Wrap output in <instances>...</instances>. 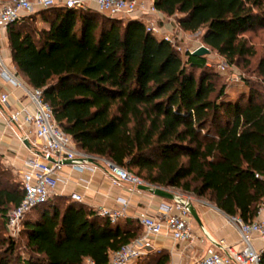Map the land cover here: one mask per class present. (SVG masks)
I'll return each mask as SVG.
<instances>
[{
  "label": "trees",
  "instance_id": "16d2710c",
  "mask_svg": "<svg viewBox=\"0 0 264 264\" xmlns=\"http://www.w3.org/2000/svg\"><path fill=\"white\" fill-rule=\"evenodd\" d=\"M154 5L176 29L203 30L202 44L229 64L249 66L255 57L245 34L264 30V0ZM121 20L65 7L22 16L6 32L17 76L43 90L77 149L150 184L205 197L230 217L256 219L264 198V55L256 79H244L247 90L232 99L206 55L182 58L141 20ZM14 176L0 155V264H105L142 232L137 219L111 223L92 207L54 196L23 218L20 245L3 232L6 212L23 197ZM168 261L161 249L136 264Z\"/></svg>",
  "mask_w": 264,
  "mask_h": 264
},
{
  "label": "built area",
  "instance_id": "2783aa9c",
  "mask_svg": "<svg viewBox=\"0 0 264 264\" xmlns=\"http://www.w3.org/2000/svg\"><path fill=\"white\" fill-rule=\"evenodd\" d=\"M51 7L94 9L108 17L141 20L148 32L162 37L178 50L180 48L176 45L174 36L180 38L186 34L180 33L181 30L176 28L171 33L162 31L159 24L162 13L155 7L154 0H0V43L2 39H6L7 27L10 23L24 15ZM200 46L202 44L189 52L192 53ZM218 68L220 71H225L227 65L221 63ZM0 77L22 89L29 104L32 105V109H29L28 105L23 106L8 112L5 116L8 128L12 129L16 126L20 130V134L16 133L20 141H28L32 144L30 155L24 161L19 175L23 197L16 207L8 211L5 218L7 236L17 237L25 215L34 206L55 196L58 171L64 159H69L72 161L71 167L77 170L87 169L93 172L103 169L114 184H128L129 191H139V185L147 184L151 187L163 188L172 194V198L161 202L154 213L146 210L139 213L136 219L142 226L141 234L113 251L105 264H136L139 258L150 251L151 238L159 235L169 237L174 243L192 240V223L195 220L190 208L194 203L193 193L176 187L150 184L109 159L93 156L77 149L71 136L65 133L55 120L52 108L44 99L43 90L24 84L17 77L16 71L4 64L1 55ZM7 101L8 94L1 93L0 104H7ZM71 199L77 202L82 201L81 195L77 193H72ZM117 202L118 208L98 207L97 214L111 223L124 218L128 201L118 197ZM261 207L262 204L256 219L250 222H245L239 217H230L240 233L242 246L238 249L223 240L215 241L202 229L203 235L213 246L204 251L197 264H259L261 251L253 247L252 239L257 235L264 240V217L259 216Z\"/></svg>",
  "mask_w": 264,
  "mask_h": 264
},
{
  "label": "crops",
  "instance_id": "0c3cea01",
  "mask_svg": "<svg viewBox=\"0 0 264 264\" xmlns=\"http://www.w3.org/2000/svg\"><path fill=\"white\" fill-rule=\"evenodd\" d=\"M159 24L165 33H171L176 26L173 18H166L163 14ZM0 55L4 64L8 68L15 70L7 38L2 39L0 43ZM17 77L19 78V76ZM1 93L8 94L7 104H0L1 161L5 167L19 178L24 161L30 155L32 145L30 142L26 145L20 141L16 135V133L20 134V130L16 126L12 129L6 126L5 116L8 112L23 106L28 105L29 109H32V105L29 104L22 89L4 81L0 77ZM23 129L22 127L21 130L23 131ZM55 193V196H67L70 198L72 193H77L82 197L80 203L94 209L98 207L118 208L117 198L122 197L128 201V209L126 216L121 219H136L139 213L144 210L154 213L159 204L165 200L149 191L141 189L139 191H129V185L126 183L114 184L103 169H97L93 172L87 169L77 170L72 168L69 163H62L61 169L58 171ZM193 207L201 224L199 225L196 221H193V237L191 241L174 243L169 237L164 235L151 238L150 251L161 249L167 251L169 253L167 264H197L204 251L208 247L213 246L203 235L202 229L215 241L223 240L237 249L242 246L240 233L230 220V216L222 212L214 203L205 197L195 195ZM259 216L264 217V199ZM252 245L257 251H262L264 249V240L255 235L252 239Z\"/></svg>",
  "mask_w": 264,
  "mask_h": 264
},
{
  "label": "rangeland",
  "instance_id": "374dc122",
  "mask_svg": "<svg viewBox=\"0 0 264 264\" xmlns=\"http://www.w3.org/2000/svg\"><path fill=\"white\" fill-rule=\"evenodd\" d=\"M121 21H125V19ZM202 33L203 30H199L193 33H186L180 38L174 36L175 43L180 48L178 51L179 54L182 56V58H185L186 52L190 51L192 48L196 47L197 45L203 43L201 41ZM245 37L247 38L249 44L253 45L256 53L255 57L251 59V64L249 66H246L244 61H240L238 65L229 64L223 56L219 55L217 52L211 50L210 48H209L210 53L206 55L207 67L215 72H220L219 82L225 85V91L227 92L228 97L232 99L237 97V95L240 92L247 90L244 84V79H249V80L256 79L255 74L253 73V69L255 67L257 58L264 55V30L255 29L253 31L247 32L245 34ZM221 63H225L227 65L225 71H220V69L218 68V65ZM12 178H14L13 179L14 181L19 182L18 176L15 175ZM11 209H13V207H10L8 211H10ZM8 211L6 212V215ZM33 213L36 214L35 211H31L30 213L26 214L25 219L30 218L33 215ZM4 218H6V216ZM3 232L5 235H7L5 229V221L3 224ZM14 239L20 245L23 244L24 242V236L21 232Z\"/></svg>",
  "mask_w": 264,
  "mask_h": 264
},
{
  "label": "water",
  "instance_id": "95a60500",
  "mask_svg": "<svg viewBox=\"0 0 264 264\" xmlns=\"http://www.w3.org/2000/svg\"><path fill=\"white\" fill-rule=\"evenodd\" d=\"M209 53H210V50L204 45L196 48L192 52V54L194 56H203V55H208ZM24 143L26 145H28V141H25ZM63 163H69L70 164V163H72V161L69 160V159H64ZM138 188L141 189V190H144V191H149L153 195L161 197L163 199H168L169 200V199L172 198V194L169 191H167V190H165L163 188H160V187H151V186H149L147 184H142V185H139ZM190 212H191L194 220L200 225L201 224L200 219H199V217H198V215H197V213H196V211H195V209L193 207L190 208Z\"/></svg>",
  "mask_w": 264,
  "mask_h": 264
}]
</instances>
